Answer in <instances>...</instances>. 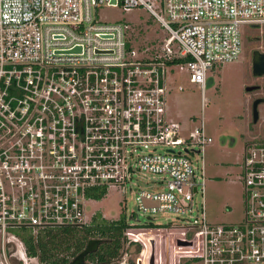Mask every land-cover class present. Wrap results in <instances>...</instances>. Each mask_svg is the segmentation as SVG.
Returning a JSON list of instances; mask_svg holds the SVG:
<instances>
[{
	"label": "built area",
	"instance_id": "obj_1",
	"mask_svg": "<svg viewBox=\"0 0 264 264\" xmlns=\"http://www.w3.org/2000/svg\"><path fill=\"white\" fill-rule=\"evenodd\" d=\"M117 1L0 0L2 257L15 242L24 258L21 231L92 228L91 191L151 174L155 187L135 192L147 222L133 214L123 232L130 246L143 245L137 264H151L153 242L164 248L155 264H264V138L245 148L243 221L211 223L205 151L213 138L204 116L183 135L168 116L166 86L167 62L189 58L176 65L204 97L213 68L239 60L244 28L264 29V0ZM104 5L146 9L168 34L164 55L140 57L129 25L101 21ZM161 214L178 223L159 228Z\"/></svg>",
	"mask_w": 264,
	"mask_h": 264
},
{
	"label": "rangeland",
	"instance_id": "obj_2",
	"mask_svg": "<svg viewBox=\"0 0 264 264\" xmlns=\"http://www.w3.org/2000/svg\"><path fill=\"white\" fill-rule=\"evenodd\" d=\"M97 14L101 21L129 25V42L140 57L158 59L164 55L168 34L146 9L125 12L121 6L104 5L98 9ZM244 33L239 60L213 68L210 72L213 84L208 87L207 83L204 97L201 86L191 82L185 65L168 66L166 70L169 118L181 125L183 135H188L201 126L204 116L207 133L213 138L205 151V203L208 218L213 224H239L243 221L244 188L241 176L245 148L264 138V106L259 107L260 120L254 123L250 95L247 92L249 85L264 84V78L253 75L252 59L254 51L264 52V29L246 27ZM192 159L196 167L202 166L198 156ZM155 181L156 177L151 174L145 177L135 175L127 185L109 188L102 200L90 202L88 213L90 216L97 213L100 219L109 221L125 217L128 222H133L129 218L138 214L144 225L147 218L138 210L135 192L137 189L155 187ZM196 200L201 201V196H197ZM171 222L177 224V216H155V225L159 228H166ZM20 247L22 248L21 245ZM20 247L15 242H7V259L2 257L0 248V264H40L37 259L29 258L26 254L22 258L23 249ZM137 247L142 249L143 245H132V248L127 246L117 264H137L141 253L136 252ZM163 249L160 245L157 249L155 242L152 244L154 264L157 254ZM88 263L90 264L89 261Z\"/></svg>",
	"mask_w": 264,
	"mask_h": 264
},
{
	"label": "trees",
	"instance_id": "obj_3",
	"mask_svg": "<svg viewBox=\"0 0 264 264\" xmlns=\"http://www.w3.org/2000/svg\"><path fill=\"white\" fill-rule=\"evenodd\" d=\"M188 60L189 58L174 59L167 64L176 65ZM106 194L105 188H96L89 193V197L100 201ZM92 224L90 229L66 228L58 231H47L36 238L29 231H21L17 235L25 246L27 256L37 259L40 264H70L72 259L84 250L89 240L97 238L105 239L107 242L102 244L96 253L89 255L88 259L91 262L113 264L115 261H121L125 252L123 232L128 227L127 218L121 217L118 220L109 221L105 218L100 219L96 214ZM139 250L136 252L139 253Z\"/></svg>",
	"mask_w": 264,
	"mask_h": 264
},
{
	"label": "water",
	"instance_id": "obj_4",
	"mask_svg": "<svg viewBox=\"0 0 264 264\" xmlns=\"http://www.w3.org/2000/svg\"><path fill=\"white\" fill-rule=\"evenodd\" d=\"M117 0H112L113 5H117ZM81 51V48H75L73 50L68 51L67 53H73ZM253 75L256 77H264V53L261 51H254L253 52ZM213 84V79H208V87H210ZM251 88H248V91H251ZM261 104H264V99H256L253 102V121L254 123H258L260 120V112H259V106ZM234 142V141H233ZM107 240L105 239H91L88 241L86 247L83 251H81L76 257L73 258V260L70 262V264H88L87 257L91 254L96 253L100 246L104 243H106ZM130 244V241L125 239V246H128ZM154 245V242L152 243ZM151 264H154V255L151 260Z\"/></svg>",
	"mask_w": 264,
	"mask_h": 264
},
{
	"label": "flooded vegetation",
	"instance_id": "obj_5",
	"mask_svg": "<svg viewBox=\"0 0 264 264\" xmlns=\"http://www.w3.org/2000/svg\"><path fill=\"white\" fill-rule=\"evenodd\" d=\"M264 53V52H263ZM261 78H264V77H261ZM248 88H251L252 90L251 91H248ZM247 92L249 93V99H250V103L252 105V111H253V102L256 100V99H264V84H256V85H249L247 87ZM260 106H264V104H261ZM259 106V107H260ZM259 112H260V109H259ZM138 250V249H136ZM92 255V254H91ZM89 257V256H88ZM87 257V262L89 261L90 264H95L93 262H91ZM120 261H115L113 262V264H117L119 263ZM89 264V263H88Z\"/></svg>",
	"mask_w": 264,
	"mask_h": 264
}]
</instances>
